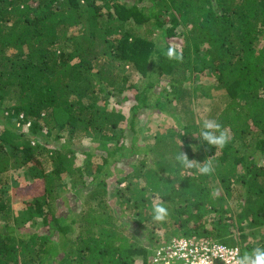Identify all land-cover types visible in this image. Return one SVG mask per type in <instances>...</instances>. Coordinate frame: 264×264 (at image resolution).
<instances>
[{"label":"trees","instance_id":"trees-1","mask_svg":"<svg viewBox=\"0 0 264 264\" xmlns=\"http://www.w3.org/2000/svg\"><path fill=\"white\" fill-rule=\"evenodd\" d=\"M191 235L264 247V0H0V264H153Z\"/></svg>","mask_w":264,"mask_h":264},{"label":"clouds","instance_id":"clouds-1","mask_svg":"<svg viewBox=\"0 0 264 264\" xmlns=\"http://www.w3.org/2000/svg\"><path fill=\"white\" fill-rule=\"evenodd\" d=\"M168 60H181L182 54L175 47L169 45L164 51ZM199 138L206 142L207 145L216 149L223 150L232 140L230 129L222 125L215 117H205L200 121ZM177 160L188 169L197 168L200 175H210L215 171L213 162L207 160L202 164L194 163L189 159L186 153L181 152L177 156ZM153 220L163 222L167 217V209L160 203H155L152 206ZM218 258L223 261V264H264V247H254L249 251L240 253L239 249H233L225 252L223 255L217 254ZM201 264H206V261H201Z\"/></svg>","mask_w":264,"mask_h":264},{"label":"built area","instance_id":"built-area-1","mask_svg":"<svg viewBox=\"0 0 264 264\" xmlns=\"http://www.w3.org/2000/svg\"><path fill=\"white\" fill-rule=\"evenodd\" d=\"M238 249L217 238L207 236H181L157 247L153 254V264H223L217 254Z\"/></svg>","mask_w":264,"mask_h":264},{"label":"rangeland","instance_id":"rangeland-1","mask_svg":"<svg viewBox=\"0 0 264 264\" xmlns=\"http://www.w3.org/2000/svg\"><path fill=\"white\" fill-rule=\"evenodd\" d=\"M200 100H201V98L200 99L199 98L196 99L197 105L199 104ZM169 127H170V121L169 120H167V119L165 120V118H157V117H154L153 119L150 120V123L148 122L145 125V127H144L145 129L143 131H141V135H144V138H145V140H143L144 141L143 143H146L145 141H149L150 144H153L155 142V138L157 137V135H163V134H165ZM83 140L84 141H88V140L93 141L92 139L86 140L84 138H83ZM150 152H152V151H150ZM149 154L151 156L153 153L152 154L149 153ZM25 180L26 179H24L22 181H25ZM15 191L18 192L19 189L16 188V189H14V192ZM12 195H13V197H18V198L20 197V196L14 195V194H12ZM21 203L22 202L17 201V200L16 201H13L14 208H17L18 209V207H19V210L22 211V205H21ZM157 224H158V222H154L153 223L154 227H157ZM130 228L133 229V227H131V226H130ZM163 230L164 231L166 230V226L161 227L158 231H163ZM159 233L161 235L163 234L162 232H156V236ZM154 251H153V253H154Z\"/></svg>","mask_w":264,"mask_h":264}]
</instances>
